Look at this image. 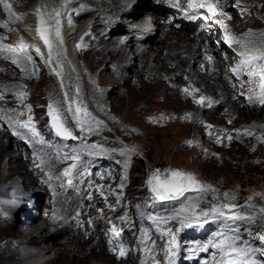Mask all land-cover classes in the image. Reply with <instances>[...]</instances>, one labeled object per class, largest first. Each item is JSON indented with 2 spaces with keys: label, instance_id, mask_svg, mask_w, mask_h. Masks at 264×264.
<instances>
[{
  "label": "rangeland",
  "instance_id": "1",
  "mask_svg": "<svg viewBox=\"0 0 264 264\" xmlns=\"http://www.w3.org/2000/svg\"><path fill=\"white\" fill-rule=\"evenodd\" d=\"M221 2L232 14L235 9L252 10V19L241 28V32L230 30L225 33L226 36L223 35V44L228 52L238 55L241 63L247 67L240 76L237 75L240 82L238 92L223 96L208 87L205 92L207 95H200L193 102L190 99L176 100L175 92L171 94L172 97L169 91L156 92L154 89L153 93L147 94L146 86L140 90L141 96H146L145 99H128L125 105L117 104L120 109L117 106L112 108L111 103L103 100L104 97L112 96L111 91L101 89L100 76L106 66L104 61L92 70L91 77L85 78L89 97L93 102L89 105L92 109L81 106L82 97L68 101V106L64 105L66 100L63 90L58 86L52 92L42 91L41 95L35 98L37 107L44 110V125L50 128L49 133L45 135V143L49 145L28 144L25 138L18 135V131L23 129L19 125L16 127L8 123L0 128L1 131L6 130L7 135L13 136L9 138L10 141H18L26 147V150L24 147V150H15L18 154L25 152V158L28 155L27 163L35 174L51 175L55 167L61 175L59 178H62L66 185L69 181L63 171L68 166L73 168L75 161L72 158L64 162L58 161L51 145L58 144L71 155L80 148L87 150L83 146L87 127L99 140L100 152L91 154L92 163L88 161V156H79L81 161L92 164L91 176L102 175L101 179L109 191L108 204H113V208L105 210L103 214L96 213L92 224L78 226V230L65 228L64 234H56L54 227L49 228L53 235L50 245L56 244L64 258L71 257L75 261L74 264H112L113 250L106 242L104 232L109 231L115 219L104 223L107 231H103L99 215L108 220L116 217L121 230V250L124 251V255L119 257V264H147L150 259L155 264H214L220 258L218 249L208 246L205 250L203 246L208 245L209 241L218 240L221 234H231L229 230L233 227L240 229L244 241L260 246L257 238L252 241L254 236H248L249 232L256 237L264 234V212L261 211L264 208V103L260 102L261 85L264 84V38H258L260 34L264 36V13L260 14L251 6L241 4L239 0L237 5L233 0ZM146 10L150 9H143L142 12ZM91 21L92 18L85 16L78 27ZM123 25L129 27L128 24ZM168 29L181 34L193 33V30L180 31L172 27ZM111 30L112 28L108 31ZM218 35V30L207 29L203 37L209 40L210 37ZM236 35L241 40L239 43H234ZM159 37L160 35L157 39ZM254 38L260 41H253ZM207 43L212 44L210 40ZM76 46L78 55L81 47L79 43ZM103 46L108 48V44ZM130 50L129 46L127 52ZM156 54L157 52L148 53L149 70L157 65L153 61ZM209 54L210 57L206 54L210 58L207 63L212 64L216 55ZM42 62L47 68L44 57ZM33 68L30 66L31 70ZM206 76L209 77L208 74ZM237 77L231 74L226 82L221 83L224 87L237 86ZM69 81L72 91V76ZM185 88L184 85L181 86V89ZM0 94L1 100L12 102V95L2 90ZM48 100L60 101L63 107L57 108L55 113L75 139H64L56 135L51 125ZM77 108L80 109L79 112L76 111ZM81 116L84 117L81 119ZM9 118L13 119L14 115L10 114ZM76 119L81 121L80 125L76 123ZM8 161V156L2 158L1 169ZM172 170L192 175L195 184L182 194L162 200L152 191L148 180L157 171L160 173V179H164L165 175L170 179ZM21 175L16 172L11 179L18 182ZM88 179L80 178L78 185L72 182L71 195L78 194L86 181L90 182L89 177ZM93 185L94 183H90V187ZM196 185L204 188H198ZM225 193L228 194L227 198ZM31 199L35 198L25 200L23 205L28 206ZM44 199L46 201V193ZM75 202L76 198H73L71 206H74ZM225 204L234 207H221ZM44 208L45 211L50 210L46 204ZM30 211H33L34 216L38 215L36 209ZM251 212L253 218L249 220L246 215ZM23 217V212H15L10 225L7 224L9 221L0 219V264H29L27 259L23 258L26 252L28 253L22 245L25 240L12 239L15 243L13 244L5 237L10 231L20 229ZM189 217H193L190 222L187 219ZM170 237H175V245L171 246V250ZM110 242L113 244V240ZM66 244H70L72 248L67 253ZM261 258L257 254V259ZM50 264H57V261Z\"/></svg>",
  "mask_w": 264,
  "mask_h": 264
},
{
  "label": "bare ground",
  "instance_id": "2",
  "mask_svg": "<svg viewBox=\"0 0 264 264\" xmlns=\"http://www.w3.org/2000/svg\"><path fill=\"white\" fill-rule=\"evenodd\" d=\"M136 1L140 2L136 4ZM239 1L241 4L251 6L260 14L264 13V0ZM233 2L237 5L238 0H233ZM8 3L12 5L11 11L21 16V20L9 24V27L14 30L0 27V90L12 95V102L3 101L0 98V128L8 123L16 126L18 125L16 121L29 123V117H31L30 123L44 137L45 142L47 140L45 135L49 133L50 128L44 125L45 113L42 107H37L35 98L40 96L42 91L52 92L58 86L62 90L66 88L67 97L63 90L66 100L64 105L68 106V101L82 97L81 106L91 108L89 105L93 102L89 97L85 78L91 77L92 70L104 61L106 66L100 76L101 89L111 91L112 96L104 97L103 100L111 103L112 108L117 104L125 105L128 99L131 101L146 97L140 94V90L146 86H148L147 94L153 93V89L156 92L158 90L164 93L169 91L170 95L175 92L176 100L190 99L195 102L200 95L204 97L207 95L205 92L208 87H212V91L220 95L227 96L229 93L239 91L240 82H238L237 75L240 76L241 72L247 69L242 65L241 58L232 54L234 69L231 70L239 69L234 73L237 77V86L224 87L221 82H226L232 73L228 70L229 68L224 69L227 61L223 58L219 60L220 53L217 50L218 46L226 48L223 44L225 33H229L230 30L241 32V28L248 24L252 15V10L248 8L235 9L233 18L222 19L223 25L217 21H209L207 29L219 32L217 37L209 39L212 42V53L216 55L215 66L223 68L222 72H215L214 65L207 63L209 58L206 54L210 49L206 47L205 42L209 40L204 37L200 38L201 36L196 35L195 31L181 34L176 30L168 29V23L158 14L169 12L162 5L161 0H8ZM143 9L152 10L158 16L156 21L153 18L142 19ZM38 11L40 15H37ZM140 15L142 16L139 17ZM85 16L92 18V21L78 27ZM138 17L140 19H136ZM41 19L45 22V35L52 45L51 57L48 55V46L40 36ZM12 20H15V17H12ZM6 22H9V17L3 5H0V24ZM151 22L158 27V33L154 37L147 38L149 45L147 44L144 49L138 48L133 39V31L141 29L146 34ZM123 24H128L131 30ZM110 28L112 30L109 32ZM57 29L59 36L56 35ZM261 37L264 38L262 34L258 38ZM258 38H254L253 41H260ZM234 39V43L241 41L238 35ZM78 43L81 52L77 55L76 45ZM103 44H108V48H104ZM129 46L131 50L127 52ZM8 48L15 49V51H7ZM149 52H157L153 59L157 65L150 70L147 67L150 60L147 57ZM26 56H31L32 61H28ZM43 57L49 68H46L42 62ZM30 66L34 68L31 70ZM207 74L209 77L206 76ZM70 76L74 80L72 91L70 90ZM83 81L86 95L82 93ZM183 85L185 89H181ZM207 101H209V96H207ZM50 104L54 110L63 107L59 100H48V106ZM195 106L199 109L198 104ZM10 114L14 115L13 119L9 118ZM83 117L81 116V119ZM88 128H86L87 134L83 139V146L87 150L80 148L71 155L62 146L54 143L51 145L60 162L78 157V159H73L75 161L73 168L68 166L64 169L63 175L65 170L71 169L69 176L64 175L66 180L71 179V183L78 185L80 178L83 177L85 180L90 178V182L86 181L78 194L74 193L75 195H71L72 184L68 182L67 187L63 179L59 178L61 175L55 167L51 175L35 174L27 163L28 155L25 158V152L18 154L15 150V148L23 149V147L26 150V147L18 141H10L9 138L13 136L7 135L6 130L1 131L0 129V164L4 156L9 157L8 163L4 164L2 169L0 166V219L9 221L10 223L7 224L10 225L15 212L24 213L20 229L10 231L5 237L13 244L15 243L12 239L25 240L22 245L28 253L26 252L23 258L27 259L29 264H50L54 261H57V264H63L64 261H67L66 264H74V259L67 254L68 257L64 258V254L56 244L50 245L53 235L49 228L54 227L56 234H64L65 228L78 230V226L92 224L96 213L103 214L105 210L113 208V204H108L109 191L101 179L102 175L94 176L93 174L91 176V154L100 152L101 144L91 133L92 130ZM18 135L25 138L30 145L39 144L26 128L19 130ZM24 144L27 145L25 142ZM79 155L88 156V161L91 163L81 161ZM16 172L22 174L18 182L11 179ZM90 183H94L93 187H90ZM31 197L36 199L35 204L23 205V202ZM73 198H76V202L74 206H71ZM45 204L50 210L45 211ZM30 209H36L38 215L34 216ZM99 216L103 231H107L103 224L115 219L109 231L104 232V237L113 250L112 264H119L123 245L116 217L108 220L105 216L103 218ZM114 226L119 235H114ZM112 240L113 244L110 242ZM70 246L66 244V253L72 249ZM218 260L220 258L214 264H218ZM147 264L155 263L150 259Z\"/></svg>",
  "mask_w": 264,
  "mask_h": 264
},
{
  "label": "snow or ice",
  "instance_id": "3",
  "mask_svg": "<svg viewBox=\"0 0 264 264\" xmlns=\"http://www.w3.org/2000/svg\"><path fill=\"white\" fill-rule=\"evenodd\" d=\"M0 5H3L4 11L9 17V22L0 24V27L9 28V30H14L9 27V24L15 23V21L21 20V16L11 11L12 5L8 3V0H0ZM188 6L190 8L207 7L209 11H212V12L215 11L214 5L205 4V3H197L196 0H189ZM37 15H40L39 11L37 12ZM12 17H15V20H12ZM40 23H41V27L39 29L40 36H41V39H43L45 45L48 46V49H49L48 55L49 57H51L52 45L50 44L47 36L45 35V32H46L45 22L43 21V19H41ZM56 35L59 36L58 29L56 31ZM7 51L12 52V51H15V49L8 48ZM36 51L37 53H39V49H37ZM26 59L28 61H32L31 56H26ZM260 102L264 103V84L261 85ZM29 111H31V107H29ZM48 111H49V115L52 117V120H53L52 127L55 129L56 135L62 136L64 139H70V138L75 139V137L72 135V132L69 129L65 128L58 121V117L51 104L49 105ZM69 111H71V106L69 107ZM76 111L79 112L80 109L77 108ZM85 114L88 115L86 112ZM73 118L75 119V116ZM31 119L32 118L29 117V123H21L20 121H16V123L21 128H26L32 134V136L36 138V143L44 144L45 143L44 137L41 136L40 132L37 131L34 125L30 123ZM76 123L80 125L81 121L79 119H76ZM81 131H83V127H81ZM229 139H231V137H229ZM73 159H78V157H73ZM70 173H71V169H67L65 170L64 175L69 176ZM170 177L171 178L169 179L168 175H165L164 179H160V173L159 171H157L148 180V184L151 187L152 191L156 193L158 198L162 200L166 198L171 199L173 198L174 195L182 194L183 192L190 190L195 184V178L192 175L180 172L178 170H172L170 172ZM69 183H71V179H69ZM196 187L201 188V189L204 188V186H201V185H196ZM227 197H228V194L225 193V198ZM221 207L231 208L234 206L225 204V205H222ZM261 211L264 212V208H262ZM233 218L235 219L237 217H233ZM187 219L190 222L191 219H193V217H189ZM229 231L231 234H227V233L221 234V237L218 240L209 241L208 245L203 246L205 250L207 249L208 246L218 249V253L220 254V260L218 261V264H264V234H259L256 237L260 241V246L257 247L242 239L240 235V229L238 227H233ZM113 233L114 235H119V233L116 232L115 226L113 227ZM249 235H251V232H249ZM169 245H170V250H171V246L175 245V237H170ZM145 251H147V249H145ZM257 254L262 258L257 259ZM120 255L121 256L124 255L123 250L120 251Z\"/></svg>",
  "mask_w": 264,
  "mask_h": 264
},
{
  "label": "clouds",
  "instance_id": "4",
  "mask_svg": "<svg viewBox=\"0 0 264 264\" xmlns=\"http://www.w3.org/2000/svg\"><path fill=\"white\" fill-rule=\"evenodd\" d=\"M251 235H253V236H254V239L252 240V241H254V240H255V238H256V235H255V234H251ZM251 235H249V236H251ZM252 241H250V242H252Z\"/></svg>",
  "mask_w": 264,
  "mask_h": 264
},
{
  "label": "water",
  "instance_id": "5",
  "mask_svg": "<svg viewBox=\"0 0 264 264\" xmlns=\"http://www.w3.org/2000/svg\"><path fill=\"white\" fill-rule=\"evenodd\" d=\"M58 121L60 122V119L58 118ZM61 123V122H60ZM53 124V120L51 119V125Z\"/></svg>",
  "mask_w": 264,
  "mask_h": 264
}]
</instances>
